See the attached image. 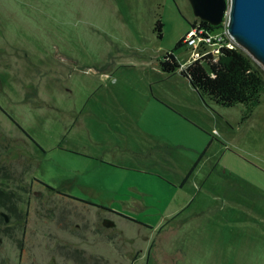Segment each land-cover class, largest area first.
Returning <instances> with one entry per match:
<instances>
[{
    "label": "rangeland",
    "instance_id": "rangeland-1",
    "mask_svg": "<svg viewBox=\"0 0 264 264\" xmlns=\"http://www.w3.org/2000/svg\"><path fill=\"white\" fill-rule=\"evenodd\" d=\"M199 21L189 0H0V160L17 172L0 264H264V93L224 107L181 76Z\"/></svg>",
    "mask_w": 264,
    "mask_h": 264
},
{
    "label": "trees",
    "instance_id": "trees-1",
    "mask_svg": "<svg viewBox=\"0 0 264 264\" xmlns=\"http://www.w3.org/2000/svg\"><path fill=\"white\" fill-rule=\"evenodd\" d=\"M199 23L213 33L222 32L224 28L223 25L214 27L208 22L201 20ZM196 24L198 23H190V29L196 26ZM163 28L164 24L159 18L154 27V31L159 39L163 37ZM183 39L178 42L172 51L166 53L159 63L161 70L168 75H175L181 69L182 64L178 61L175 52L184 46ZM181 76L189 81L190 85L202 98L208 97L224 107H234L238 104H243L248 108V111L252 112V109L260 104L261 95L264 93L263 69L240 47L235 49L224 48L216 61L212 57H208L203 61L193 62L181 71ZM246 117L244 115L242 120H245ZM199 161L190 170L183 183L188 181ZM25 168L29 169L30 165L26 164ZM15 171L12 165L0 160V209L6 211L9 209L4 202H7V204L11 203L12 197H15V194L14 191L9 192L7 190L10 189V186L3 183L2 179H11V175ZM15 173L17 174V172ZM20 178L19 175L18 178L13 180L15 186L22 183L23 177L21 180ZM33 181L44 185L50 191H56L55 188L42 182L35 176L33 177ZM58 194L103 211L113 212L111 208L85 201L60 191H58ZM1 212L0 210V231H4V227L2 226L9 227V225L6 223V219ZM118 215L150 229L153 228L124 214L118 213Z\"/></svg>",
    "mask_w": 264,
    "mask_h": 264
},
{
    "label": "water",
    "instance_id": "water-1",
    "mask_svg": "<svg viewBox=\"0 0 264 264\" xmlns=\"http://www.w3.org/2000/svg\"><path fill=\"white\" fill-rule=\"evenodd\" d=\"M189 2L195 17L214 27L222 25L227 19L230 35L264 67V0H189ZM107 221L104 223L107 227L114 226L113 222Z\"/></svg>",
    "mask_w": 264,
    "mask_h": 264
},
{
    "label": "built area",
    "instance_id": "built-area-1",
    "mask_svg": "<svg viewBox=\"0 0 264 264\" xmlns=\"http://www.w3.org/2000/svg\"><path fill=\"white\" fill-rule=\"evenodd\" d=\"M223 31L213 33L206 27L196 24L185 36L184 42L191 52L189 63L203 61L208 57L217 60L224 48L235 49L240 47L228 31V23H223Z\"/></svg>",
    "mask_w": 264,
    "mask_h": 264
},
{
    "label": "crops",
    "instance_id": "crops-1",
    "mask_svg": "<svg viewBox=\"0 0 264 264\" xmlns=\"http://www.w3.org/2000/svg\"><path fill=\"white\" fill-rule=\"evenodd\" d=\"M104 2V1H103ZM159 179V182L158 183H154L155 185H158V186H160L161 187V189L159 188V190H163L164 192H165V194H163V195H165V198H168V200H171V197H173L174 198V196L178 193V191H179V189L180 188H176V187H174V186H172L171 184H169L168 182H166V181H164L163 179H161V178H158ZM145 183H148V182H145ZM139 188L141 189V190H143L146 194H150V193H152L153 192V190H152V192L150 191V190H148L149 188H151L152 189V187H149V186H144V185H142V186H139ZM124 189V187H122V189H121V191ZM120 191V192H121ZM155 192H157V191H155ZM121 194V193H120ZM154 194V193H153ZM167 196V197H166ZM120 198L122 197V195L121 196H119ZM162 196H159V198H161ZM155 199V196L154 197H152V198H150V196L149 197H146V199L145 200H154ZM174 200V199H173ZM157 201V200H156ZM158 202V201H157ZM113 210L114 211H116V212H120V213H122V214H124L123 212L124 211H121V210H119V209H116V207H114L113 208ZM125 215V214H124ZM126 216H129V215H126ZM129 217H131V216H129ZM132 218V217H131ZM145 224H147V225H149L148 223H145ZM157 225H155V226H153V228L152 229H155V227H156Z\"/></svg>",
    "mask_w": 264,
    "mask_h": 264
},
{
    "label": "flooded vegetation",
    "instance_id": "flooded-vegetation-1",
    "mask_svg": "<svg viewBox=\"0 0 264 264\" xmlns=\"http://www.w3.org/2000/svg\"><path fill=\"white\" fill-rule=\"evenodd\" d=\"M164 181H165V180H164ZM166 182H167V181H166ZM168 183H169V182H168ZM170 183H172V182L170 181ZM170 183H169V184H170ZM172 184H173L174 187L177 186L175 183H172ZM172 184H171V185H172ZM75 201H76V200H75ZM78 202H79V201H78ZM80 203H82V202H80ZM113 211H114V210H113ZM111 213H112V212H111ZM113 213H114V214H118V213H120V212H116V211H114ZM121 214H122V213H121ZM139 225H140V224H139ZM142 226H143V225H142ZM144 227H145V226H144ZM146 228H148V227H146Z\"/></svg>",
    "mask_w": 264,
    "mask_h": 264
}]
</instances>
